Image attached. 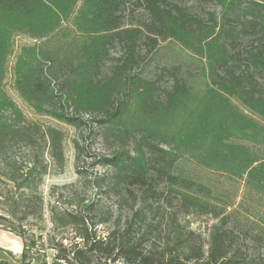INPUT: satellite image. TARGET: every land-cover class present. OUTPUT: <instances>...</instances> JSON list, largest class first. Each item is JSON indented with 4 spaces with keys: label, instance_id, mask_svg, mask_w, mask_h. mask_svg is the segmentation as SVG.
Wrapping results in <instances>:
<instances>
[{
    "label": "trees",
    "instance_id": "1",
    "mask_svg": "<svg viewBox=\"0 0 264 264\" xmlns=\"http://www.w3.org/2000/svg\"><path fill=\"white\" fill-rule=\"evenodd\" d=\"M74 1L0 0V228L27 242L23 264L32 263L31 254L39 253L44 240L43 230L36 226L41 230L36 233L30 222L44 220L40 189L49 174L45 152L50 147L48 154L63 166L64 138L57 128L28 122L2 95L6 42L17 32L52 39L61 20L48 15ZM134 1L148 14V22L124 24L123 10L131 0H84L75 21L85 34L80 41L29 49L16 66L15 88L35 111L88 129L85 141L103 137L116 144L111 155L96 159L109 172L88 183L99 194L119 198L130 214L125 220L118 217L102 237L98 228L112 218L98 217L95 202L83 201L72 210L51 205L53 231L75 234L47 240V249L55 253L53 264H262L242 253L236 226L224 215L213 189L185 175L180 164L189 159L215 171L233 160L246 174L248 188L264 196V159L240 149L226 161L219 157V147L208 151V139L199 131L184 137L182 129L167 130L165 121L203 79L220 96L264 118V0H217L220 13L206 16L170 0ZM168 42L179 43L205 64L195 71L166 59L162 49ZM118 46L122 53L111 60ZM167 77L169 87L164 86ZM134 103L140 119L127 126L124 120ZM75 149L80 157L84 147L76 143ZM191 215L211 216L218 223L206 238L181 222Z\"/></svg>",
    "mask_w": 264,
    "mask_h": 264
},
{
    "label": "rangeland",
    "instance_id": "2",
    "mask_svg": "<svg viewBox=\"0 0 264 264\" xmlns=\"http://www.w3.org/2000/svg\"><path fill=\"white\" fill-rule=\"evenodd\" d=\"M172 3L186 7L189 11L198 16H206L208 12L220 13V6L217 0H170ZM75 2V3H74ZM70 8L63 6V11H55L48 15L61 20L59 32L49 40L35 39L25 32L11 34L6 42L5 72L6 77L2 87L4 97H9L21 110L28 122H34L42 127H54L63 133V156L64 164L60 166L48 152H45L46 163L49 167V174L44 178L40 192L46 203L44 220L31 221L32 228L36 233L43 230L44 240L39 244L42 253L37 264H53L55 256L50 249H47L46 242L51 237L57 239L74 237L72 230L53 231L50 219L51 205H59L61 209H74L77 204H90L95 202L98 207L97 216L111 217V222L100 226V233L107 234L114 227V221L121 217L127 219L128 208L120 206V200L113 194H99V192L88 183L109 170L96 164V159L102 156L111 155L116 144L107 143L103 137L95 140L84 138L89 134L86 128L78 129L57 120L39 114L27 102H25L15 88V73L18 60L27 50H50L53 47H62L69 42L80 41L85 36L76 26L75 21L82 12L84 0H75ZM74 3V4H73ZM123 20L126 26H140L148 22V14L144 9L139 8L134 0L123 10ZM48 41V42H47ZM162 53L164 57L171 61H178L190 65L196 70L198 65L205 64L201 57H197L190 50L184 48L177 42L163 44ZM122 49L118 46L112 51L111 60L121 55ZM163 58L162 61L166 62ZM112 64L109 62L106 71ZM170 79L164 80V86L169 87ZM135 118H139L137 103H134L124 120V124L129 126ZM142 120V118H141ZM165 128L169 131L183 130V136L189 137L198 132L206 137V146L209 152H213L215 147L220 148V155L226 157V161L233 159V153L244 149L248 155L252 154L260 159H264V118L251 113L241 103L233 98L220 96L209 86L204 79L196 86L193 96L183 99L178 109L172 114L168 121H165ZM43 143V142H42ZM79 144L84 149L78 152L75 144ZM44 145V143H43ZM220 145V146H219ZM226 145L235 146L233 152ZM23 151L22 153H24ZM222 153V154H221ZM21 158L20 154H18ZM212 156V155H210ZM220 158L212 161H220ZM222 161V159H221ZM234 170L230 171L228 167ZM185 175H188L213 189L218 197V204L224 211V215H229L235 233L239 239L242 253L252 259H256L264 264V196L248 188L245 180L246 174L242 172L238 164L231 160V164H223L222 168L205 169L196 165L189 159H183L180 164ZM236 168V169H235ZM80 170H84L81 174ZM218 170V171H217ZM240 175H244L243 177ZM58 203V204H57ZM3 205L0 204V212ZM181 222L188 228L198 231L204 237L209 236L211 227L218 223L211 216L182 217ZM37 226V227H36Z\"/></svg>",
    "mask_w": 264,
    "mask_h": 264
},
{
    "label": "crops",
    "instance_id": "3",
    "mask_svg": "<svg viewBox=\"0 0 264 264\" xmlns=\"http://www.w3.org/2000/svg\"><path fill=\"white\" fill-rule=\"evenodd\" d=\"M27 242L13 233L0 228V261H9L11 264H23L22 255L26 249ZM43 251L40 250L39 253ZM31 254L32 263L37 264L41 255ZM53 256L54 252L52 251Z\"/></svg>",
    "mask_w": 264,
    "mask_h": 264
},
{
    "label": "built area",
    "instance_id": "4",
    "mask_svg": "<svg viewBox=\"0 0 264 264\" xmlns=\"http://www.w3.org/2000/svg\"><path fill=\"white\" fill-rule=\"evenodd\" d=\"M74 234V233H73ZM102 234V233H101ZM74 236H75V234H74ZM102 237H104V234H102ZM76 242L79 244V245H82V243H83V240L81 239V238H77L76 237ZM64 243H65V245H67L68 244V242L67 241H64ZM54 256H55V253H54ZM110 263V262H109ZM58 264H67L65 261H59L58 262ZM111 264V263H110ZM115 264H124V263H120V261H117Z\"/></svg>",
    "mask_w": 264,
    "mask_h": 264
},
{
    "label": "bare ground",
    "instance_id": "5",
    "mask_svg": "<svg viewBox=\"0 0 264 264\" xmlns=\"http://www.w3.org/2000/svg\"><path fill=\"white\" fill-rule=\"evenodd\" d=\"M120 263H123V262H120Z\"/></svg>",
    "mask_w": 264,
    "mask_h": 264
}]
</instances>
